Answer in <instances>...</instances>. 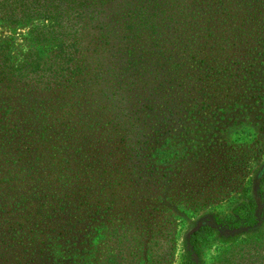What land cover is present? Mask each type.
Returning a JSON list of instances; mask_svg holds the SVG:
<instances>
[{
  "label": "rangeland",
  "instance_id": "rangeland-1",
  "mask_svg": "<svg viewBox=\"0 0 264 264\" xmlns=\"http://www.w3.org/2000/svg\"><path fill=\"white\" fill-rule=\"evenodd\" d=\"M111 1L131 31L143 27L135 8L157 11L161 17L146 20L155 28L165 24L157 18L175 9L174 0ZM253 2L210 1L197 8L204 14H187L189 21L176 23L158 43L110 49L114 30L103 22H97L101 30L90 29L93 47L97 39L106 44L77 58H92L81 65L87 86L69 84L58 103L78 129L76 141L68 145L62 128L36 137L45 132L34 127L32 138L0 146L2 172L13 170L0 196V264H180L189 250L187 234L212 213L227 214L242 187L260 197L258 225L264 227V182L255 180L264 164V91H254L264 87V65L257 66L264 54V0L257 11ZM190 28L199 31L188 39ZM26 32L0 25L14 61L27 49ZM169 115L171 123L154 121ZM175 133L185 137L182 144ZM163 139L176 148L175 162L156 155ZM41 170L48 176L36 178L42 195L36 199L33 182L23 186ZM47 178L56 187L52 198ZM63 183L78 184L82 197L72 200ZM238 235L244 233L215 235L190 254L198 264H222L216 259L222 239ZM259 252L251 264L264 263ZM245 257L237 254L238 264Z\"/></svg>",
  "mask_w": 264,
  "mask_h": 264
},
{
  "label": "trees",
  "instance_id": "trees-1",
  "mask_svg": "<svg viewBox=\"0 0 264 264\" xmlns=\"http://www.w3.org/2000/svg\"><path fill=\"white\" fill-rule=\"evenodd\" d=\"M195 1L174 0L175 9L172 14L169 12L160 20L157 18L158 21H165V24L160 25L164 28L163 30L168 31L165 33L158 31L160 26L157 28L155 26L149 27L150 24L146 21L155 16L161 17L157 15V11H151L148 8L142 9L141 7L135 8L137 11L135 19L143 27L138 28V25H134L133 29L135 30L131 31L132 23L125 21L123 12L114 13V9L118 5L112 3L111 0H0V25L12 29L26 28L27 30V49L17 61H14L11 56V39L6 36L0 37V146L9 148L14 140L22 142L25 138H32L34 127H37L40 132H45L38 133L36 137L39 138H45L51 131H58L62 128L68 145L73 143L74 133H78V129L74 128L73 125H68L71 121L65 119L64 115L60 113L59 110L62 109H58V103L64 89L70 87L69 84L75 87L76 81L80 87L87 86L80 79L81 65L89 63L92 58L87 61H81L80 59L79 62L77 58L81 57L83 59L89 49L90 54L95 55L100 50L98 47L105 46L106 43H96L100 39L96 40L94 47L90 44V40H87L90 29L101 30L97 22H103V27L114 30V38L111 41L112 46L110 49L116 45L127 47L130 44L129 42L136 44L141 40L158 43V38H165L167 35L174 33L176 23L184 24L189 21L185 18L187 14L190 16L193 13L204 14L197 8L203 9L209 5L210 1L213 2V0H206V3L201 4ZM251 1L254 2L250 3L249 6L257 11L260 6L259 0ZM248 3L249 1L246 2V4ZM261 9L264 11V6ZM145 12L149 14H145ZM99 15L103 18L100 19ZM259 15L264 19V12L261 13L260 11ZM193 24L195 23L193 22ZM198 31L199 28H190L184 35L189 39L194 36V32ZM259 56L260 60L257 66H262L264 65V54ZM254 91L262 93L264 91L263 85L259 88L255 87ZM170 118V115L159 117V119L155 117L154 121L171 123ZM198 120L196 118V121ZM95 121L98 120L95 118ZM174 136H176V143L182 144L181 140L184 141L185 137L179 134L176 135V133ZM85 137L87 135L82 136L79 142L82 143ZM153 139L157 141V138L153 137ZM176 143H174V146ZM183 146L186 149V145ZM175 149L172 142L163 139V142L157 147L156 155L161 158L170 155L169 158L174 159L173 162H175V159H177ZM74 154L75 151L71 153V157ZM164 161L162 163H165ZM54 162L57 161L54 160ZM33 164H36L35 161ZM147 164L148 167L151 166L149 162ZM38 168L40 169V167ZM2 171L3 169L0 166V191L2 190L0 196L3 195L5 189L4 179L12 176L11 173L10 175L6 173L13 170L11 166H8L6 173ZM31 176L28 182L24 183L23 188L26 189L32 181V187L37 189L31 195L39 199L42 195L37 187L39 179L36 178L39 176L47 177L48 175L41 170L33 180ZM255 180L256 182H264V164L260 169H257ZM48 183H51L49 179ZM71 186L74 187V183L70 185L63 183L62 189L69 193L72 200L78 201L82 197L79 190L80 186L76 184L74 187L75 193L69 190ZM48 187L49 189L47 188L46 191L47 193H53L50 195L52 198L56 193V187L52 183L48 184ZM241 190V193L230 198L231 203H229L227 214L219 216L217 213H212L207 223L195 226L187 234L189 250H187L180 264H198L190 251L197 254L198 250L213 236L220 237L236 231L240 234L244 233V236L238 235L225 240L221 238L223 242L217 249V263L220 262L219 259L222 257V264H238L236 259L238 254L246 256L241 264H244V262L251 264L253 261L251 262L249 258L258 259L256 254H261L259 250H262L264 254V227L259 229L258 225V201L260 197L254 195L253 191L249 193V188L242 187ZM258 193H261V190ZM57 195L59 194L57 193ZM43 196H46V194ZM262 258L264 257L260 259ZM213 261L209 264H212ZM256 264L264 263L260 261Z\"/></svg>",
  "mask_w": 264,
  "mask_h": 264
}]
</instances>
